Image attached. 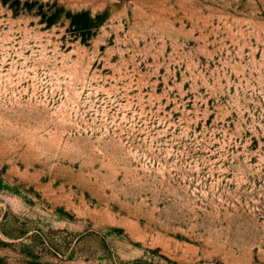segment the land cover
<instances>
[{
	"label": "rangeland",
	"instance_id": "obj_1",
	"mask_svg": "<svg viewBox=\"0 0 264 264\" xmlns=\"http://www.w3.org/2000/svg\"><path fill=\"white\" fill-rule=\"evenodd\" d=\"M0 264H264V0H0Z\"/></svg>",
	"mask_w": 264,
	"mask_h": 264
},
{
	"label": "trees",
	"instance_id": "obj_2",
	"mask_svg": "<svg viewBox=\"0 0 264 264\" xmlns=\"http://www.w3.org/2000/svg\"><path fill=\"white\" fill-rule=\"evenodd\" d=\"M88 16V15H87ZM88 18H89V16H88ZM90 19V18H89Z\"/></svg>",
	"mask_w": 264,
	"mask_h": 264
}]
</instances>
